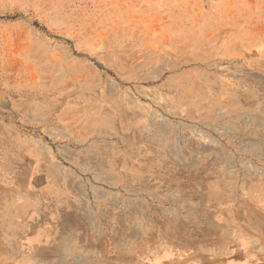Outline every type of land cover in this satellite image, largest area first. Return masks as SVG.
Wrapping results in <instances>:
<instances>
[{"label":"rangeland","instance_id":"1","mask_svg":"<svg viewBox=\"0 0 264 264\" xmlns=\"http://www.w3.org/2000/svg\"><path fill=\"white\" fill-rule=\"evenodd\" d=\"M0 264H264V0H0Z\"/></svg>","mask_w":264,"mask_h":264}]
</instances>
